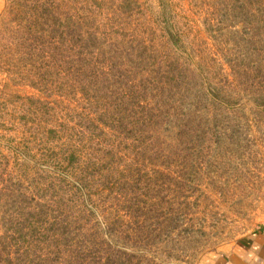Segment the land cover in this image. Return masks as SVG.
Returning a JSON list of instances; mask_svg holds the SVG:
<instances>
[{
    "label": "rangeland",
    "instance_id": "374dc122",
    "mask_svg": "<svg viewBox=\"0 0 264 264\" xmlns=\"http://www.w3.org/2000/svg\"><path fill=\"white\" fill-rule=\"evenodd\" d=\"M249 3L3 0L0 232L94 204L89 227L127 264H204L264 228V1Z\"/></svg>",
    "mask_w": 264,
    "mask_h": 264
},
{
    "label": "trees",
    "instance_id": "16d2710c",
    "mask_svg": "<svg viewBox=\"0 0 264 264\" xmlns=\"http://www.w3.org/2000/svg\"><path fill=\"white\" fill-rule=\"evenodd\" d=\"M247 1L248 4H252L249 3V0ZM256 1H258L259 4L255 7L262 8V2L264 0ZM259 13L261 18L256 24L257 27L264 29V13ZM248 30H250V27ZM253 30L254 28H251V33ZM73 167L74 164L64 169L65 175L60 177L61 182L65 184L69 183V180L64 177L68 173L67 169H72ZM73 187L75 190H78V193L81 192L85 194L82 191L84 187L81 186L79 182L76 181ZM93 209H95V211H93ZM83 211H85L87 215L81 213L78 215L76 212L70 213L67 211V214L64 213V217L61 219L54 218L46 222H44V219L40 215L30 220V214H25L23 219L17 222L18 229L12 232L8 230L0 232V264H106L107 261L108 264H127L128 257L131 254L127 253L126 250L121 247L110 246V239L98 237L97 229L91 226L89 227V221L91 220L89 218L93 217V222L97 219L95 217L97 212L95 205H87L84 207ZM45 212L46 209L44 213ZM106 225L108 226V224ZM41 226L48 227L51 231L46 236L33 235L29 237L31 240V247L34 245L35 247L38 246L36 247L37 249L34 250V253H30L28 252L30 246H23V242L27 241L23 236L27 234L29 229L30 233L32 231L34 233L38 232ZM106 228L107 231H105V233L108 232V227ZM98 251L103 252V254ZM28 253L33 255H28ZM112 258H114V260H112Z\"/></svg>",
    "mask_w": 264,
    "mask_h": 264
},
{
    "label": "crops",
    "instance_id": "0c3cea01",
    "mask_svg": "<svg viewBox=\"0 0 264 264\" xmlns=\"http://www.w3.org/2000/svg\"><path fill=\"white\" fill-rule=\"evenodd\" d=\"M3 0H0V10ZM204 264H264V228L239 239L235 245Z\"/></svg>",
    "mask_w": 264,
    "mask_h": 264
}]
</instances>
